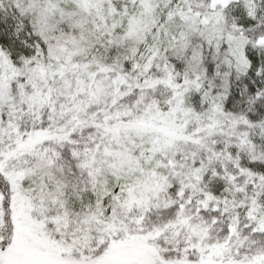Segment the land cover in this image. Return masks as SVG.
<instances>
[{
	"label": "trees",
	"instance_id": "1",
	"mask_svg": "<svg viewBox=\"0 0 264 264\" xmlns=\"http://www.w3.org/2000/svg\"><path fill=\"white\" fill-rule=\"evenodd\" d=\"M246 1L222 10L246 41L243 72L204 35L131 46L120 30L100 39L82 11L0 0V170L37 171V204L50 184L42 217L68 245L59 256L95 262L130 245L147 264H264V0ZM182 2L203 13L213 0ZM145 145L155 167L137 171ZM120 161L143 183L116 190ZM11 190L0 171L2 248ZM71 207L87 218L65 228Z\"/></svg>",
	"mask_w": 264,
	"mask_h": 264
},
{
	"label": "rangeland",
	"instance_id": "2",
	"mask_svg": "<svg viewBox=\"0 0 264 264\" xmlns=\"http://www.w3.org/2000/svg\"><path fill=\"white\" fill-rule=\"evenodd\" d=\"M32 1H34L32 6L47 17H52L55 13L62 14L68 8L82 11L84 22L89 23V28L94 30V34H98L100 39L107 37L114 30H120L122 33H126L124 37L129 40L131 46H134L138 41L145 45L148 38L149 45L154 47L157 43H161V40H163L164 44L168 37L171 36V40L166 43L171 46V49L173 47L181 48L193 34L204 35L208 44L213 43L218 47L223 46L232 63L237 65L241 71L244 72L247 69L243 53L246 41L237 35L239 28L226 23L222 14V10L229 7L231 3H240L242 8L244 6L249 7L251 3H247L246 0H213V3H209L207 7V13H202L198 8L196 9L197 12L188 11V6L182 2L183 0ZM129 2L131 3L130 7L128 6ZM179 2L184 4L183 7L179 8L180 11L177 12L176 19L179 20L180 26L178 25L179 23L174 24L172 22L175 17H172V11L170 10L171 8H176ZM172 3H176V5L171 6ZM9 69V63L0 55V71L3 74L2 82L4 77L5 80L9 77ZM210 100L211 98H209L208 103H210ZM180 112L185 114L186 111L183 109ZM29 144H27V147H29ZM152 155L151 147L145 145L136 156L135 163L133 162L134 159L131 162L134 165H138L137 171L154 170L156 159H152ZM117 165L119 166L117 167ZM117 165L116 168L119 169L112 168L113 170L111 169L110 171H119L126 176V179L123 180V175L120 176L113 172V176L116 178L113 179L116 190L124 182L131 184L134 182L143 183L141 177L136 181L131 176V172L122 171V169H125L124 167L130 168V171H132L130 164L126 163L124 165L120 161ZM0 171L6 178L9 177L12 184L9 208L13 221L10 240H8L6 247L2 248L0 246V249L3 250L1 252L2 264H147L148 254L144 250L130 245L115 247V251L113 250L108 256L95 262H82L59 256L60 253L65 254L67 252L68 245L63 240L53 238L51 230L46 229L44 221L46 219L42 217L46 203L44 198L49 200L48 203L52 201L49 190L51 186L48 187L50 184L43 186L47 192L46 195L40 193L41 201L37 204V185H34L37 171L16 170L10 173H5V170ZM1 204L2 201L0 200V213ZM68 211L71 213L70 216L69 214H61L60 216L63 227L72 226L73 223L81 225L85 222L87 216H79L78 211L72 207ZM56 218L59 220L58 213ZM57 230L58 228H56ZM60 231L59 234L62 235V229ZM2 239L0 237V243ZM59 239H63V237ZM201 264L219 263L214 262L211 257H207Z\"/></svg>",
	"mask_w": 264,
	"mask_h": 264
}]
</instances>
